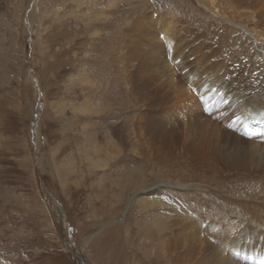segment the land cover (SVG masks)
Masks as SVG:
<instances>
[{
  "label": "rangeland",
  "instance_id": "obj_1",
  "mask_svg": "<svg viewBox=\"0 0 264 264\" xmlns=\"http://www.w3.org/2000/svg\"><path fill=\"white\" fill-rule=\"evenodd\" d=\"M110 1H93L95 8L112 17L110 22L108 14L90 13L93 28L83 20L87 19L81 14L85 6L74 0H0V264H82L81 258L88 264H174V258L167 260L154 251L163 238L152 232L150 219L155 212L139 209V200L129 207L121 200L134 191L131 182H155L156 175L117 179V159L113 158L121 144L113 130L115 123L106 119L111 114L99 118L97 110L131 107L135 92L139 98L132 102L141 109L139 99L146 91L143 83L154 78L146 73L130 90L123 77L127 53L115 62L114 53L121 49L118 43L124 47L126 38L114 30L116 25L126 27L143 10L157 21L160 15L154 18L153 14L158 11L151 14L144 8H152L151 4L161 7L162 14L169 11L168 4L174 3L173 14L180 5L175 0H112L109 5ZM53 8L60 14H50ZM165 17L159 25H165ZM128 152L131 150L123 153ZM136 158L139 165L127 162V166L148 170V161L143 162L141 155ZM201 174L189 168L186 181L199 182ZM234 180L224 174L216 187L207 185L206 191L190 192L193 195L188 199H201L203 207L210 200L211 215H219L214 202L224 196L228 204L226 197H235L230 193L237 191ZM237 181L249 192L251 187L259 190L263 183ZM124 190L127 192L122 194ZM170 193L172 197L164 199L167 205L181 202L179 192ZM235 201L229 199V214L245 217ZM57 202L64 212L54 207ZM161 209L164 215L178 213ZM110 254L112 260L107 258Z\"/></svg>",
  "mask_w": 264,
  "mask_h": 264
},
{
  "label": "bare ground",
  "instance_id": "obj_2",
  "mask_svg": "<svg viewBox=\"0 0 264 264\" xmlns=\"http://www.w3.org/2000/svg\"><path fill=\"white\" fill-rule=\"evenodd\" d=\"M93 1L74 0V4L85 6L86 13L81 11V14L87 19L83 20L94 28L90 13L98 16L108 13L95 8ZM179 1L175 0L180 5L179 11L173 10L175 14L174 3L168 4L169 11L163 14L161 7L152 4V8L144 7L151 14L156 9L160 18L165 15V25H159L160 18L151 20L145 10L139 11L126 27L116 25L114 30L126 38L124 47L118 43L121 49L114 53L115 62L124 51L127 53L129 60L123 65V77L131 85L130 90L146 73L154 78H147L149 81L144 78L148 83L141 82L146 89L145 97L139 99L141 109L136 107L137 101V105L132 102L139 98L134 90L131 107L118 105L115 111L109 109L113 112L102 107L97 113L99 118L111 114L106 119L115 123L113 130L121 144L117 157L113 158L117 159L114 166L117 179H139L145 173L157 177L155 182H131L134 191L125 201L121 199L125 202L123 206L129 203V207L139 200V209L155 212L150 219L152 232L163 237L160 245H155L157 255L167 260L174 258V264H250L235 257L234 250L258 254V258L264 256V0ZM51 10L50 14H60L57 8ZM118 13L114 14L119 17ZM76 14L77 11L71 12ZM96 30L99 34L100 30ZM161 32L163 35L158 34ZM191 85L196 88L191 90ZM215 86L223 91L224 98H219L217 110L206 114L204 109L208 110L210 105L199 102V94L212 102L216 93L211 94L210 90ZM226 99L229 102L221 104ZM89 112L90 108L86 109ZM129 144L132 146H126ZM127 150L131 152L123 153ZM133 151L141 155L143 162L148 161V170L127 166V162L139 165ZM189 168L202 172L199 182L191 179L187 182L185 174ZM224 174L236 179L237 191L230 192L235 197H226L228 204L224 196L214 202L219 215H211V201L207 197L209 201L204 207L201 199L189 201L188 197L193 195L190 192L206 191L207 185L216 187ZM163 175H167L164 180ZM206 176H210V182ZM238 179L247 185L263 182L262 188L251 187L249 192L246 187H239ZM169 191L179 192L181 202L167 205L164 199L172 197ZM229 199L237 201L235 205L241 207L245 217L229 214ZM161 208L185 214L164 215ZM107 258L112 260L111 254ZM81 259L82 264H88Z\"/></svg>",
  "mask_w": 264,
  "mask_h": 264
}]
</instances>
